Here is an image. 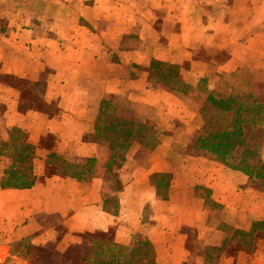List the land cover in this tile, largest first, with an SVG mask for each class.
Listing matches in <instances>:
<instances>
[{"label": "crops", "instance_id": "1", "mask_svg": "<svg viewBox=\"0 0 264 264\" xmlns=\"http://www.w3.org/2000/svg\"><path fill=\"white\" fill-rule=\"evenodd\" d=\"M151 59L177 64L187 91L152 86ZM213 90L264 101V0H0V144L11 127L25 130L37 176L28 188L0 186V264H30L15 246L26 237L51 253L100 231L120 243L146 236L156 264H203L222 224L247 231L264 220V173L250 183L191 146ZM115 119L151 134L112 140ZM47 134L67 162L93 158L91 177L52 173ZM114 150L125 158L113 169L119 190L106 168ZM11 163L0 154V177ZM153 174L170 175L165 190ZM217 264H264V231L250 251L227 240Z\"/></svg>", "mask_w": 264, "mask_h": 264}, {"label": "trees", "instance_id": "2", "mask_svg": "<svg viewBox=\"0 0 264 264\" xmlns=\"http://www.w3.org/2000/svg\"><path fill=\"white\" fill-rule=\"evenodd\" d=\"M148 81L152 86H162L170 90L186 92L188 88L180 76L177 64L157 59L150 60ZM106 102L102 101V106ZM38 107L43 108V104L40 102ZM200 114L203 122L194 135L191 146L210 151L219 162L244 172L250 183L260 180L264 173V161L261 157L264 141V101L253 99L250 95H223L211 92L203 100ZM127 126L120 125V121L115 119L105 131L111 132L112 140L123 138L127 141L141 140L146 133L151 134L143 123L131 122V125ZM103 131L98 132L95 139L99 138ZM55 143V136L51 134L40 138V144L50 149L48 163L52 173L81 181L91 177L95 163L93 158H86L82 163H69L55 154L53 150ZM35 148L36 145L29 141L25 130L17 126L8 130V140L0 144V154L10 157L12 163L2 171L0 177L2 188H28L37 181L33 171ZM124 160V156L114 150L106 164L110 177L108 180L116 188L115 190H119L122 185L113 173V169L121 166ZM159 176L162 177L163 186H160L157 179ZM169 178V174H153L151 181L158 189L160 187L165 190ZM201 190L205 189L200 188ZM205 200L213 203L209 197H205ZM108 202L116 207L117 199L112 196ZM216 206L220 207L219 204ZM221 226L226 232V237L219 246L205 247L203 264H217L220 251L231 238H237L240 248L250 251L255 231H264V220L253 221L247 231L226 224ZM77 236V242L70 244L63 251L52 253H46L32 245L28 237L15 246H23L24 256L30 264H156L154 245L144 235L134 234L128 243L114 240L113 231L79 233ZM31 250L35 252L34 261L29 258L31 255L28 253ZM209 251L214 252L215 255H209Z\"/></svg>", "mask_w": 264, "mask_h": 264}, {"label": "rangeland", "instance_id": "3", "mask_svg": "<svg viewBox=\"0 0 264 264\" xmlns=\"http://www.w3.org/2000/svg\"><path fill=\"white\" fill-rule=\"evenodd\" d=\"M212 92L223 94L222 92H220V91H218V90H213ZM223 95H224V94H223ZM226 95H228V94H226ZM235 95H236V94H235ZM237 95H238V94H237ZM110 108L112 109V107H109L108 109H110ZM111 109H110L109 111H111ZM162 190H163V189H162ZM108 192H110V189H109V188L106 189L105 194H107ZM206 193H207L206 190H201V194H202V195H207ZM24 245H25V246L27 245V242H26V241L24 242ZM43 251H44V250H43ZM44 252L48 253L47 251H44ZM54 252H55V251H54ZM51 253H52V252H51ZM28 254L31 255V257L29 256L30 260H31V258H32L33 261H34V259L36 258V257H35V252H34V250H31ZM209 255H215V253L212 252V251H209Z\"/></svg>", "mask_w": 264, "mask_h": 264}]
</instances>
